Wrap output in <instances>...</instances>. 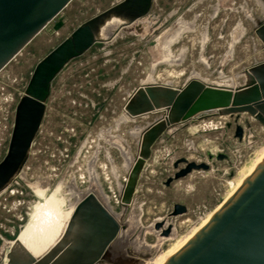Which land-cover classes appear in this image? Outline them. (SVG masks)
<instances>
[{"label":"rangeland","instance_id":"374dc122","mask_svg":"<svg viewBox=\"0 0 264 264\" xmlns=\"http://www.w3.org/2000/svg\"><path fill=\"white\" fill-rule=\"evenodd\" d=\"M122 2L72 0L0 71V162L15 107L37 63L79 26ZM139 22L145 24L144 35L134 25L107 27L100 41L53 80L27 161L0 193V264H10L12 243L36 214L34 207L57 187L68 205L75 202L69 187L93 193L126 227L114 245L120 255L129 252L132 264H156L173 242L161 240L154 224H172L177 239L188 235L225 202L264 151V127L248 114L209 115L177 125L155 142L130 205L122 207V189L140 151L139 133L163 115L126 119L124 106L132 93L148 83L181 88L193 74L213 86L238 88L248 82L245 71L264 62V43L256 34L264 25V0H152ZM236 125L243 129L241 140L235 138ZM208 154H224L229 162L208 161ZM180 159L205 163L209 170L166 186ZM36 188L44 191L35 193ZM175 204L187 213L167 218Z\"/></svg>","mask_w":264,"mask_h":264},{"label":"water","instance_id":"95a60500","mask_svg":"<svg viewBox=\"0 0 264 264\" xmlns=\"http://www.w3.org/2000/svg\"><path fill=\"white\" fill-rule=\"evenodd\" d=\"M71 1L0 0V71ZM151 3L152 0H124L110 11L79 26L37 63L24 95L15 107L9 144L0 162V193L20 174L27 161L55 77L70 61L100 41L95 30L107 16L123 18L121 27L134 25V31L144 35L142 26L145 24L139 20L148 13ZM256 34L264 43V25L258 27ZM245 76L248 82L238 88L213 86L189 78L181 88L148 83L132 93L124 106L126 119L157 112L163 115L139 133V155L130 168L121 194L124 209L132 201L151 148L168 129L209 115L232 118L240 114H248L264 127V62L255 63L245 71ZM234 135L241 140L243 129L236 125ZM207 158L208 161L229 162L224 154H208ZM180 164L184 166L179 169ZM173 168L176 172L166 180V186L193 171L209 170L205 163L197 164L186 159L176 161ZM186 213L184 206L175 204L167 218ZM172 227L163 220L154 224V231L167 238ZM125 229V225L116 220L93 193L87 192L75 205L64 241L33 264H100L109 257L119 233ZM118 256L121 261L122 256ZM165 264H264V162Z\"/></svg>","mask_w":264,"mask_h":264},{"label":"bare ground","instance_id":"6f19581e","mask_svg":"<svg viewBox=\"0 0 264 264\" xmlns=\"http://www.w3.org/2000/svg\"><path fill=\"white\" fill-rule=\"evenodd\" d=\"M123 20V18L107 16L105 20L103 19L98 23L95 30V35L99 38L100 35L104 34L107 27L115 23L119 25ZM190 78L202 81L198 78V76L194 74L193 76L191 75ZM262 162H264V151L259 154L258 158L253 161L249 169L234 185L225 202L221 206L217 207L214 211H212L205 219H203L201 223L188 235L182 237L181 239H177L176 228L175 226H173L169 237H161V240L173 243L171 244L168 252L162 255V258L160 260H157V262L155 263L165 264L174 254H176V252H178L184 245H186L209 222L214 214L218 212V210L229 200V198L238 190L243 182ZM91 179V183H94V176H92ZM67 190L70 196L75 199L74 204L68 205L66 199L62 195L61 187H57V189H55L54 195L40 207H38V209L36 210V214L25 224L16 240H14V242L12 243L7 254L10 264H33L34 262L43 258L60 242L62 243L64 241V235L69 226L75 205L86 195L81 194L79 191H76L74 187H69ZM39 191H44V189L36 188L34 190L35 193Z\"/></svg>","mask_w":264,"mask_h":264},{"label":"flooded vegetation","instance_id":"af4514ba","mask_svg":"<svg viewBox=\"0 0 264 264\" xmlns=\"http://www.w3.org/2000/svg\"><path fill=\"white\" fill-rule=\"evenodd\" d=\"M37 209H38V207L35 206L34 207L35 212H36ZM119 254H120L119 251H117L115 246H113L112 249H110V251H109V257L106 260L101 261L100 264H132V262H131L132 261V257L129 255L130 253L126 252V254L125 253L122 254L121 255L122 256L121 257L122 258L121 261L119 260V257H120V256H118Z\"/></svg>","mask_w":264,"mask_h":264}]
</instances>
